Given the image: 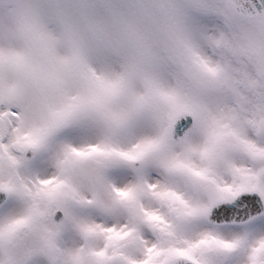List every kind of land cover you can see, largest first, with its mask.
<instances>
[{"label": "snow or ice", "instance_id": "1", "mask_svg": "<svg viewBox=\"0 0 264 264\" xmlns=\"http://www.w3.org/2000/svg\"><path fill=\"white\" fill-rule=\"evenodd\" d=\"M0 264H264V0H0Z\"/></svg>", "mask_w": 264, "mask_h": 264}]
</instances>
